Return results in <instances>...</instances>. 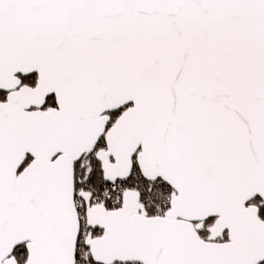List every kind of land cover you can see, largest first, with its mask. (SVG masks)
<instances>
[{"label": "snow or ice", "instance_id": "6c2138e0", "mask_svg": "<svg viewBox=\"0 0 264 264\" xmlns=\"http://www.w3.org/2000/svg\"><path fill=\"white\" fill-rule=\"evenodd\" d=\"M0 264H264V0H0Z\"/></svg>", "mask_w": 264, "mask_h": 264}]
</instances>
